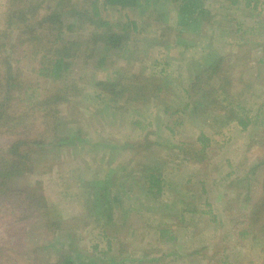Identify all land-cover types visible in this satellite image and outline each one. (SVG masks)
I'll return each instance as SVG.
<instances>
[{
  "label": "rangeland",
  "instance_id": "1",
  "mask_svg": "<svg viewBox=\"0 0 264 264\" xmlns=\"http://www.w3.org/2000/svg\"><path fill=\"white\" fill-rule=\"evenodd\" d=\"M44 1L45 8H54L57 3V0ZM171 1L165 0L164 7L165 12L170 14L169 24L175 26L176 10ZM64 2L74 8L75 5L80 6L82 0ZM142 3L140 0L138 4ZM207 5L214 16V25H220L221 31L233 32L241 22L248 41L243 43L236 39L232 43L233 33L223 38L220 30L214 31L206 23L199 34L192 31L183 34L189 48L174 45L170 39L166 48L154 46L149 49L148 36L150 33L153 36V33L147 29L146 33L130 35L124 56H118L115 49L109 50L110 57L102 68L84 64L83 57L74 62L69 79L70 82H77L80 91H83L72 95L71 90H62L63 96L67 92L69 95L66 101L56 104L59 109L57 124L64 134L68 131L71 134L80 132L85 140L55 145L54 148L50 146L53 151L36 164L35 173L13 177L12 184L24 186L30 194L37 187L42 189L52 207V217L48 222L38 220L39 215L30 210V203L23 195L19 194L9 202L8 207L0 211V264H46L55 261L57 246L62 244L67 248L71 241L75 247L72 254L77 257H114L115 264H264L263 243L255 240L253 233L243 236L239 233L244 226L252 225L248 209L264 190V169L257 166L259 149L256 145L263 131L261 122L254 121L247 130L236 124L205 129L210 139L209 149L197 155L199 150L195 151L193 146H202L200 142H195V132L200 131L199 128L187 124L186 128L176 126L175 133L165 130L166 123L176 119L173 116L168 120H154L153 125L142 131L134 121L141 115L143 124H148V120L155 115L159 117L162 111L154 108L155 104L141 102L124 92L115 109L111 103L108 104L107 94H100L93 85L97 80L114 81L125 74L129 79L122 78V83H128L132 78L144 86L147 80L163 75L175 85L186 86L204 66L207 53L231 51L242 59L239 64L248 63L258 68L255 62L264 54V12L257 17L260 20L257 23L259 29L249 35L254 23L244 0H239L236 5H232L231 0H209ZM6 6L7 0H0V32L4 29L1 19ZM150 13L145 12L144 18L150 19ZM140 15L129 8L117 6L103 11V16L116 24L126 21L128 16L138 19L142 26ZM64 21L73 22L74 18L66 16ZM121 27L114 26L116 31H120ZM84 28V34L89 36L94 26L86 23ZM21 52V47L10 49L15 66L23 65L19 68L23 80L21 88H17L15 105H22L21 99H25L27 94L44 97L63 88L61 82L36 75L34 70L40 66V60L22 59ZM80 55L83 56V51ZM18 57L21 60L16 62ZM254 67L246 78H252L257 70ZM260 70L251 92L247 94L260 96L246 105V110L253 112L252 117L259 108L264 110V65ZM164 94L174 108L180 105L183 96L185 99L183 92ZM43 130L49 132L51 128ZM105 141L116 144L117 151L101 145ZM6 144L7 140L0 138V149H4ZM179 146L184 147L188 154L180 151ZM151 163L161 166L175 187L171 196H162L164 204L169 202L167 208L156 207L154 204L158 202L140 189L147 174L145 164ZM114 177L112 194L119 196V201L112 210L111 223L114 225H107L106 228V232L112 235H101L100 226L93 222L94 196L90 198L93 200L91 209L87 210L83 204L84 184L109 178L113 180ZM36 182H40V186ZM92 192L90 189L89 196ZM15 207L21 213L13 212ZM25 214L32 215L20 224H10L14 221L13 217L17 220V216ZM163 224H170L180 232L177 240L168 244L167 249L158 243L157 230ZM189 224L190 233L182 228ZM195 249L203 250L200 254L182 255ZM203 255L212 259H204ZM156 258L160 261L157 262ZM107 259L98 263L112 264L111 259Z\"/></svg>",
  "mask_w": 264,
  "mask_h": 264
},
{
  "label": "trees",
  "instance_id": "2",
  "mask_svg": "<svg viewBox=\"0 0 264 264\" xmlns=\"http://www.w3.org/2000/svg\"><path fill=\"white\" fill-rule=\"evenodd\" d=\"M139 1L82 0L80 6L75 5L74 8H71L65 4L64 0H57L54 8H45L44 0H7V6L1 19L4 29L0 32V138L7 140L6 147L0 149V211L4 207H8L9 202L20 194L28 199L26 202L30 203L31 211L37 212L38 220L43 219V221L48 222L47 220L52 217V207L46 201L42 189L37 187L36 191L32 190V194H30L24 186L12 184V180L14 176L20 177L35 173L37 171L36 164L41 161V158H45V155H48L50 151H53L50 150V146L54 148L55 145L63 146L74 141L85 140V136L80 135V132L71 134L68 131L64 134L58 129L57 124L59 109L56 104L66 101L69 95L67 92L63 96L62 90H71L72 95H79L83 91V89L80 91L81 88L77 82H70L69 79L76 60L83 57L84 64L88 63L98 69L102 68L110 57L109 50L115 49V53L119 54L118 56H124V48L127 46L130 35L140 34L143 31L146 33L147 29L153 33V36H150L151 33L148 36L147 45L149 49L154 46L166 48V43L170 39L174 45L189 48V44L183 40V34L190 31L199 34L206 23H209L208 27L212 30H220V25L213 24L214 16L211 15V9L207 5L209 0H172L176 10L175 26L169 24L170 14L165 12V0H142V5L138 4ZM238 2L239 0H231L232 5H236ZM244 2L245 7L250 8L248 15L252 17L250 19L254 23L249 33L252 35L259 29L257 23L260 20L257 17L264 12V0H244ZM252 2L255 4L252 5ZM112 6L129 8L137 15L142 14V17L140 15L142 26H140L138 19L128 16L125 17L126 21L117 24L104 17L103 11ZM256 9L258 10L256 11ZM147 11H151V16H148L151 17L150 19L144 18ZM66 16H72L74 21L66 23L64 21ZM86 23L94 26L89 36L84 34ZM116 25L117 27L122 26L120 31H116L114 28ZM242 31L243 24L238 22L233 32L220 30V33L223 38L228 37V35L231 36L230 34L233 33L230 40L232 43L236 42V39L246 43L248 41V37L246 38L247 35H245L246 30ZM16 46L22 48V59L35 58L40 60V66L34 70L36 75L51 81L61 82L63 88L56 89L44 97L39 95L33 97L27 94L25 99H21L22 105H15L17 98L15 96L18 93L17 90L21 88V80H23V74L19 69L23 65L15 66L13 63L15 59L13 60L10 53V49H14ZM81 51H83V56L80 55ZM206 56L204 66L194 74L193 79L186 86L175 85L163 75L147 80L144 86L132 78L128 83H122V78L128 77L125 74H121L120 78H115L114 81L97 80L93 85L100 94H107L108 104L111 103V107L115 109L119 97L124 92L141 100V102L155 104L154 108L162 111L159 117L155 115L154 118L148 120V124H143L141 115H139V119L134 121V124L142 131L153 125L154 120H168L173 116H176V119L168 121L165 130L175 133L176 126L182 125L186 128L187 124L199 128L200 131L195 132V142L198 144L200 142L202 146H193L195 151L199 150L197 155L205 153L209 149L210 139L207 137L205 129H218L236 124L241 129L247 130L254 121L261 122L263 131L260 140L256 142L259 149L257 166H262L264 169V110L259 108L253 117V112L250 113L249 109L246 110L248 101L260 98V96L257 97L252 93L247 94L251 92L255 83L254 80L260 75V69L264 65V54H261L255 62L258 68L254 65L249 66L248 63L239 64L242 59L237 58L231 51L220 54L207 53ZM20 60V57L16 58V62ZM112 61L114 64L115 60ZM253 67L257 69L256 72L252 74V78H246ZM236 68L239 70L237 71ZM169 90L172 91L167 92ZM179 92L185 94V99L183 96L182 102H179L180 105L174 108V104L165 98L164 93L175 95ZM46 127L51 128V130L49 132L44 131L43 128ZM145 139L147 140L146 137ZM101 145L112 149L113 152L117 151L116 144L112 142L105 141ZM136 147L138 148V146ZM178 149L184 154H188L184 147L179 146ZM145 166L144 170L147 171V174H145L140 189L142 188L145 195L152 196L154 202H158L154 204L156 207L167 208L169 202L164 204L162 196L167 194L171 196L175 187L173 188L171 180L164 174L161 166L152 165V163L145 164ZM115 179L114 177L113 180L109 178L100 182H85V184L83 182L85 185L82 197L83 204L89 210L94 200L95 215L93 222L100 226L101 235L108 234L106 232L107 225H114L111 223L112 210L115 203L119 201V196H113L111 189ZM36 184L40 186L41 183L36 182ZM90 189L93 191L92 196H89ZM93 196L94 199L91 200L90 198ZM159 200L161 201L159 202ZM15 211L20 212L17 207L13 210V212ZM183 214L185 215V213ZM248 214L252 225L244 226L239 233L241 236L253 233L255 240L263 243V249L264 190L257 202L251 204ZM25 215L17 216V220L13 217L14 221L8 220V217L6 219L10 221V224H20L32 214ZM190 226L189 224L182 228L190 233L192 232ZM173 227L170 224H163L158 227L160 247L164 246L167 249V245L179 237V230ZM71 242L67 248H64L62 244L57 246L55 249L58 256L55 261L46 262V264H105L103 262L98 263V261L107 258L111 259L112 264L116 263L114 257L108 256L103 258L95 256L87 259L77 257L75 253L72 254L75 247ZM51 246L53 247V244ZM201 250H191L182 255L200 254ZM203 257L204 259L208 258L206 255ZM156 260L157 262L160 261L157 258Z\"/></svg>",
  "mask_w": 264,
  "mask_h": 264
}]
</instances>
